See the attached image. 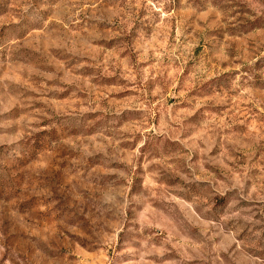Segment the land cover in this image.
<instances>
[{"label": "rangeland", "instance_id": "obj_1", "mask_svg": "<svg viewBox=\"0 0 264 264\" xmlns=\"http://www.w3.org/2000/svg\"><path fill=\"white\" fill-rule=\"evenodd\" d=\"M0 264H264V0H0Z\"/></svg>", "mask_w": 264, "mask_h": 264}]
</instances>
